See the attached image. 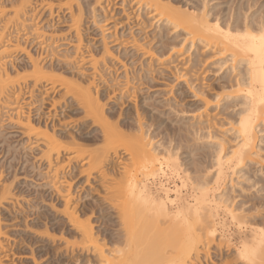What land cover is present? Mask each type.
<instances>
[{"label": "bare ground", "instance_id": "obj_1", "mask_svg": "<svg viewBox=\"0 0 264 264\" xmlns=\"http://www.w3.org/2000/svg\"><path fill=\"white\" fill-rule=\"evenodd\" d=\"M209 1L195 0L193 5L190 0H68V3H65L67 7L65 14H68L70 25L66 26L67 35L64 33L63 37L58 39H52V35L60 30L56 28L57 26L55 27L59 24L58 20L66 21L63 15H61L63 18L56 16L39 29L38 25L31 27L33 24H27L38 20V13H35L37 6L33 5L32 0H18L17 5L7 7L8 10L10 9L9 12L3 3L0 4V105L8 89L11 92L17 90H14V87L20 88L21 83L17 82L20 81L21 76L15 83L14 80L17 79L12 80L11 74L25 69L27 71L30 68L31 74H27L29 80L26 79L31 80L32 86H29L32 91V88L42 89L44 97L49 93L62 90V97L69 96L70 99L71 96V100H74L72 103L82 108L80 112H83L81 113L84 115L83 118L90 119L91 125L97 128L93 131L95 132L93 137L83 140L79 136L65 135L68 132L57 134L54 130H49L45 124L41 127L40 113H38V119L34 121L28 116L21 118L22 114L19 116L17 113L20 114V112L15 111V116H19L15 123L17 127H22L21 130L27 131L24 130L23 133H26L25 137L28 141L30 136H34L35 130L41 129L39 133L43 137L38 136L36 132L35 138L38 136L41 139H35L38 144L32 146H42L40 152L37 148V153L41 154L40 159L46 160L47 171H53V174L59 170L61 172L64 166L62 167L58 164L61 162L57 161L63 157L64 152L66 154L72 149H68L70 147L67 143L68 148L66 144H63L66 147L61 146L63 142L61 145L57 142L60 139L71 142L75 146L73 149L86 145L84 142L91 144L90 147L100 144L99 142L104 144L101 143L103 146L93 149L94 151L91 150L89 156L83 159V164L80 165L82 171L79 170V172L81 171V175L85 174L86 177H83L85 181L89 180L91 174L97 175L96 184L100 185L99 189L103 191L101 195L103 198L102 205L100 201V206L96 205L97 210L94 211L99 214L96 218L99 226L103 225L105 229L94 232L91 205L89 208L92 210L84 207L77 212L78 208L70 209L69 191L65 194L58 193V195L54 193L55 197H60L57 199H61L60 202L64 203V206L62 203L64 209L61 208L63 210L58 211L59 213L63 211L60 213L62 219L59 218L57 222L55 220L56 225H54L59 236L49 234L50 231L53 233L55 230H52L54 226H47L46 218L40 216L39 219L37 218L39 221L44 220L43 236L47 244L52 245L40 246L37 249H44L42 251L44 255L52 253L53 259L49 264H264V0H238L236 8L232 9L230 6L231 8L229 7L225 14L217 11L215 4L209 7ZM114 2L119 4L118 12L114 11L117 5H114ZM51 4H48V8H52ZM49 12L52 16L53 13ZM28 14L30 17L26 20ZM85 14L88 15L85 16ZM117 15L121 17L118 19ZM83 16L86 18L83 19ZM111 19H114L113 23ZM109 23H112L111 27ZM152 25L157 28V32L155 31L152 38L147 36L155 42L151 45L152 42L150 40L145 42V38L154 31L144 34ZM116 26L119 29L117 28L116 32L113 29V33L111 30ZM10 28L14 31L9 32ZM109 30L111 34L108 33ZM94 31H98L99 35L103 32L109 34L108 37L101 34L98 47L96 42L87 40L88 35ZM48 33L51 36L46 35ZM46 36L49 37L47 40ZM21 37L31 41L28 43L30 45L48 48L49 54L43 60H37L36 57L31 56L26 47L21 48L22 44L19 43ZM49 39L53 40L52 47L46 44ZM58 42L75 47L73 46V51L69 50V47L59 56L57 52L54 54L55 44ZM185 42L190 46L181 53L180 48ZM175 49H178L180 54H177ZM190 52L193 56L191 55L189 59L186 55ZM15 54H23L26 59V63L21 61L22 64L18 68L11 63ZM179 57L182 59L181 62L184 61L183 58H187L182 65L184 70L178 69L180 64L175 63L179 62ZM98 58L102 68H98L100 64ZM167 58L169 62L171 61L170 64L166 62ZM172 58L177 61H172ZM212 58L217 59L212 66L218 65L219 68L216 69L218 72L220 68L222 70V67L224 68L227 64L228 66L223 74L219 73L222 76L217 78L219 81L218 85L216 84L217 87L213 85L216 93L211 95L210 99L208 97L210 94H207V90L211 92L210 85L208 88L206 86L205 92L199 87L190 85V82L195 81L197 84L200 81L199 77L203 81V74H206L205 69H207L204 68V64H208ZM108 60L115 61L117 64L109 65L113 62H107ZM164 62L167 66L169 65V68L164 65ZM9 63L12 69L8 70ZM174 64L177 66L174 67ZM157 66L159 68H156ZM186 73L190 76L195 75L194 81L192 76ZM171 76L174 79L171 81L183 82L194 104L189 103L184 106L179 98L174 102L173 100L156 102L162 93L156 95L155 100L154 95L159 92L150 90H153L159 81L161 82L160 78H171ZM95 83L98 89L94 86ZM130 89L131 92H129ZM32 91L21 99L20 90L19 92L17 90L18 94L12 97L13 99L9 96L11 100L6 98L8 96H4L3 99H8V102L5 101L2 106L9 108L11 103L17 106L15 99L21 101L31 98ZM141 94L144 95L143 103L138 108L137 102ZM105 98L107 102L102 104L101 99L106 101ZM208 99L215 104L212 108ZM13 100L15 101L11 102ZM126 101L133 102L134 116L121 109ZM51 104L52 106L56 104L54 98ZM113 104L118 105V112ZM159 107L164 109L159 111ZM183 107L188 110L184 111ZM15 108L19 111L17 107ZM144 108H150V111L144 112ZM187 111H190L191 115L197 113L194 122L178 116ZM172 115L175 116L173 120L170 119V117L173 118ZM161 118H165L169 125L163 126ZM13 121L15 120L11 122L14 123ZM18 146L23 147L22 144ZM81 146L80 148H84ZM66 148L69 151H63ZM76 149L71 151L72 154L69 152L71 155L67 156V160L65 159L68 163L80 159L81 155L77 154L79 150ZM53 160L54 163L56 162L55 167H53ZM42 171L45 170H41L40 173ZM52 173L49 175L52 176ZM45 174L48 175V173ZM64 174L61 180L67 182L68 176ZM70 174L71 172L66 175ZM72 176L71 179L68 177L69 180L74 178ZM47 177L46 180L50 178ZM56 178L52 179L54 184L49 183L54 188L58 184L55 180H60ZM12 184L9 186L1 184L0 206L3 201L8 202L9 197L14 199V196H11ZM44 185L46 186V183ZM55 190L56 188L54 192ZM18 200L16 203L19 202ZM24 203L28 204V202ZM54 207L51 209H56ZM87 211L91 216H86ZM1 221L0 218V223ZM109 227L110 230H108ZM40 232L44 231L40 229L38 233ZM4 234L7 233L2 232L0 224V254L5 247ZM42 240L41 238L40 242ZM29 242L27 240L26 243ZM31 245H26L32 257L31 263L39 264L34 259L35 251L33 247H30Z\"/></svg>", "mask_w": 264, "mask_h": 264}, {"label": "rangeland", "instance_id": "obj_2", "mask_svg": "<svg viewBox=\"0 0 264 264\" xmlns=\"http://www.w3.org/2000/svg\"><path fill=\"white\" fill-rule=\"evenodd\" d=\"M10 1H12V2H10ZM191 1V4H193V5H195V0H190ZM199 1H201V0H199ZM213 0H210L209 2H208V5H209V7H212V6H214V4H215V6H217V8H216V10L217 11H219V12H224V14L226 13V12H228V9H229V7L231 6L232 7V9L233 8H236L235 7V5L237 4V2H238V0H214V2H212ZM222 1V2H221ZM230 1V2H229ZM236 1V2H235ZM8 2V3H7ZM14 2V3H13ZM34 2H36V3H34ZM59 2H60V5L59 6H61V7H59L58 6V4H59ZM3 3V5L4 6H6V8L5 9H7V7L8 8H10L9 7V5L11 6H13L14 4L15 5H17L18 4V0H0V4H2ZM5 3V4H4ZM7 3V4H6ZM11 3V4H10ZM32 3H33V5H35V6H37L36 7V12L35 13H38V20H34L32 23H27V24H29V25H31V24H33V25H31V27L33 26H37V28H43V24L44 23H46V22H48V21H51L52 19H54L56 16H60V17H62L61 15H63V17H64V19L66 20V21H63V22H61V19H59L58 20V22H59V24L58 25H55V27L56 28H59L60 30L58 31V33L57 34H55V35H52V39H58V38H62L63 37V35H64V33L67 35V27H69V26H67V25H70V23H69V19H68V14H65V13H67L66 12V9H67V7H66V4L65 3H68V0H51V2L50 3H52L51 4V6H52V8H48V4H50L49 3V0H32ZM74 3H75V1L73 2V7L75 8V5H74ZM115 3V4H114ZM113 4L114 5H116L117 3L116 2H114ZM232 3V4H231ZM64 5V6H63ZM119 4H117L116 5V7H115V9H114V11L115 12H118L119 11V7L117 8V6H118ZM219 5V6H218ZM225 5V6H224ZM228 7H227V6ZM233 5V6H232ZM11 6V7H12ZM44 6H46V8H47V10H46V8L44 7ZM221 6V7H220ZM230 7V8H231ZM66 8V9H65ZM118 10H117V9ZM227 10H226V9ZM48 9H49V11H51L53 14H52V16H50L49 15V11H48ZM97 10H99L98 8H96ZM220 9V10H219ZM8 10V9H7ZM10 10V9H9ZM9 10L7 11V12H9ZM117 10V11H116ZM222 10V11H221ZM223 10H225V11H223ZM64 11V12H63ZM49 12V13H48ZM40 15V16H39ZM65 15H66V17H65ZM88 14H85V16H87ZM85 16H83V19L84 18H86ZM119 16V17H118ZM29 17H30V14H28V16L26 15V20H29ZM62 17V18H63ZM88 17H90V16H88ZM121 16L120 15H117V18L119 19ZM42 18H43V20H42ZM117 18H116V20H117ZM41 20H42V22H41ZM57 19H55V21H56ZM114 19H111V22L113 21ZM44 21V22H43ZM36 22V23H35ZM40 22V23H39ZM108 22H110V20L108 21ZM53 23H54V21H53ZM113 23V22H112ZM112 23L110 24V26L109 27H111V25H112ZM36 24V25H35ZM82 24V23H81ZM108 24V25H109ZM45 25V24H44ZM158 25V24H157ZM67 26V27H66ZM82 26V25H81ZM156 26V25H155ZM82 28H84V26H82ZM82 28H81V30H82ZM119 29V27L118 26H116V28H112V32H113V29H114V32H116L118 29ZM149 29H147L146 31H145V34L144 35H146V34H148V33H151L152 31H154V32H152V34H148V35H146V37L147 36H149L150 38H152V36H154L155 35V33L157 32V28L156 27H154L153 25L152 26H150V27H148ZM151 28V29H150ZM156 30H155V29ZM12 29V30H11ZM42 30V29H41ZM64 30H65V32H64ZM150 30V31H149ZM13 32L14 30H13V28H10V31L9 32ZM111 31L109 30L108 31V33H110L111 34ZM148 31V32H147ZM156 31V32H155ZM61 32V33H60ZM107 32V31H106ZM113 32V33H114ZM147 32V33H146ZM94 33V34H93ZM93 33H91V34H89L88 36V38H87V40H90V41H94L93 43H95L96 42V47H98V46H100V44H99V41L98 40H100L101 39V34H104V35H109V34H107V33H101L100 35H99V33H98V31H94ZM154 33V34H153ZM93 34V35H92ZM97 34V35H96ZM46 35H50L51 36V34H46ZM98 36V37H97ZM105 36V37H106ZM47 38H46V40L49 38L48 36H46ZM92 37V38H91ZM99 37H100V39H99ZM108 37V36H107ZM149 37H147V38H145V42H149V40H150V38ZM51 38V37H50ZM86 38V37H85ZM48 40V43H46L48 46L50 45L51 46V43L53 42V40ZM148 39V40H147ZM108 40H110V39H108ZM51 41V42H50ZM31 41H29V40H24V38L23 37H21L20 38V40H19V43L20 44H22V46H21V48L24 46V47H26L27 49L26 50H28V51H30V54H31V56H33L34 58L36 57L37 58V60H43L48 54H49V49L48 48H46V49H44V47L43 46H40V47H35L33 44L32 45H30V44H28V43H30ZM72 42V41H71ZM73 42L75 43V40H73ZM150 42H152L151 43V45L152 44H154L155 42L154 41H151L150 40ZM50 43V44H49ZM62 43H64V42H62ZM62 43L61 42H58V43H56L55 45V52H54V54H56V52L58 53V55L59 56H61L62 54H63V51L64 50H67V49H69V47H70V49L69 50H72L73 51V46L75 45L76 46V43L74 44V43H71V44H74V45H67V44H65V45H67V46H65L64 44V46L62 45ZM84 43V42H83ZM82 43V45H84ZM97 43H98V45H97ZM63 47H62V46ZM184 46H182V48H180V51H181V49H182V51H181V53L182 52H184V50L187 48V47H189L190 46V44L189 43H187V42H185L184 44H183ZM49 46V47H50ZM59 46V47H58ZM74 46V47H75ZM110 46V45H109ZM52 47V46H51ZM64 47H66V49L64 48ZM195 47V46H194ZM194 47H192V49L194 48ZM37 48V49H36ZM62 48H64V49H62ZM178 49H179V47H178ZM176 50V52H178L177 54H180L179 53V50ZM113 50H115V48L113 49ZM72 51H69V52H72ZM192 52V51H191ZM189 53V54H187L186 56H187V58H191L192 56H193V53ZM62 53V54H61ZM176 54V53H175ZM16 55V54H15ZM192 55V56H191ZM185 56V57H186ZM186 58V59H187ZM18 59V60H17ZM173 59V60H172ZM172 59H170V60H172V61H177V59H174V58H172ZM185 58H183V60L184 61H182L181 62V60L182 59H180V57L178 58V60H179V62L177 61V62H175L177 65L178 64H180L179 65V67H177L178 69H181V70H184V66H182L183 64H185V60H186ZM213 59V60H212ZM212 59H210L211 60V64H210V60H209V62H208V64L206 63V61H205V63L207 64V66H206V64H204V68H207L208 69V66H209V64L211 65V67L212 68H214V69H212L210 66H209V70H207V69H205L206 71H205V73L206 74H203V81L201 80V77H199V80L200 81H198L197 82V84L195 83V81H194V76L195 75H191L192 76V78H193V83H191L190 82V85L192 84V86H196L197 88L199 87V89H203L202 91H205L206 92V90H207V88H208V86L210 85L211 87V92L210 91H208L207 90V94H210V96H208L209 98L211 97V95L213 96L214 95V93H216V88L213 90V88L215 87V85L219 82V81H217V78L218 77H221L222 75H220V74H223V72L225 71V68L228 66V64L226 65V66H224V68L222 67V70H221V68H220V71L218 72L216 69H218L219 68V66L218 65H215V67L214 66H212L213 64L212 63H214L217 59H215V58H212ZM215 59V60H214ZM97 60H99V58L97 59ZM167 60L168 61H166V59H165V61L167 62V63H169L170 64V62H169V59L167 58ZM23 63H26V59H25V57H24V55L23 54H17L16 56H14L13 58H12V61H11V63L12 64H14V65H16V67L18 68V67H20V64H22V62ZM100 61V60H99ZM110 61H112V60H110ZM109 60L107 61V62H110ZM126 62V59L125 60H123V62ZM106 62V63H107ZM113 63H109V65L110 64H114L115 63V61H112ZM124 62V63H125ZM11 63H9L7 66V68H8V70L9 69H12V66H10V64ZM100 64H98L97 66H98V68H102V63H101V61L99 62ZM165 63V62H164ZM108 64V63H107ZM115 64H117V63H115ZM127 64H129V62L127 63ZM176 64H174V67H176L177 65ZM17 65H19V66H17ZM164 65H166L167 66V64L165 63ZM176 65V66H175ZM165 66V67H166ZM169 66V65H168ZM167 66V67H168ZM117 67H118V65H117ZM134 67H136V65L134 66ZM171 67H172V63H171ZM128 68V67H127ZM130 68V67H129ZM156 68H159L158 66L156 67ZM160 68H162V67H160ZM169 68V67H168ZM173 68V67H172ZM210 68H211V70H210ZM30 69V68H29ZM27 70L26 71V69L25 70H20V71H18V72H13L12 74H11V78H12V80L13 79H17V80H14V82L16 81H18V78H19V80L20 81H18L17 83H21L20 84V88L18 89V87H14L15 89L14 90H18V92H19V90H20V93H21V97H20V99L21 98H24V97H26L27 95H29V94H27L28 92H30V91H32L31 90V88H30V86H32V82H31V80L30 81H27V79L29 78L28 76H27V74L28 75H30L31 74V69L30 70ZM185 69H187V68H185ZM215 70V71H214ZM30 71V72H29ZM185 71H188V70H185ZM185 71H183V72H185ZM214 71V72H213ZM216 71H217V73H216ZM29 72V73H28ZM18 74L17 76L15 75V74ZM166 73V72H165ZM208 73V74H207ZM215 73V74H214ZM220 73V74H219ZM14 74V75H13ZM21 74V75H20ZM104 73H102V75H103ZM188 76H190L189 75V73H186ZM193 74V73H192ZM195 74V73H194ZM216 74H217V76H216ZM219 74V75H218ZM101 75V76H102ZM205 75V76H204ZM27 76V77H26ZM168 76H169V74H168ZM190 76V77H191ZM14 77V78H13ZM17 77V78H16ZM189 77V78H190ZM24 78V79H23ZM27 78V79H26ZM102 78H104V79H106L107 77H102ZM22 79V80H21ZM26 79V80H25ZM168 81H167V80ZM171 79H173L172 78V76H171V78L170 77H168V78H160V80H161V82L159 81L157 84V86L155 85V87H154V89L153 88H151V89H153V90H150L151 92H159V93H157V94H155L154 95V98L156 97V95L158 96V95H160L161 93L163 94H161L160 96H158V97H160V98H157V100H156V98H155V100H156V102H158V100H160V101H163V100H173L172 102H174V101H177V100H179L180 99V102H183V103H181V104H183L184 106L186 105V104H189V103H191L190 105H192V104H194L195 102H194V100H192L193 98H191L192 96H190L191 94L189 93V91L186 89V86L183 84V82H180V81H171ZM186 79H188V78H186ZM191 79V78H190ZM206 79V80H205ZM29 80V79H28ZM189 80V79H188ZM187 80V81H188ZM192 80V79H191ZM219 80V79H218ZM165 81H166V84H164L165 83ZM217 81V82H216ZM15 82V83H16ZM24 82V83H23ZM168 82V83H167ZM215 82V83H214ZM180 83V84H179ZM183 85H182V84ZM188 83H189V81H188ZM97 83H95L94 84V86L98 89L99 87L96 85ZM161 84V85H160ZM163 84V85H162ZM168 84V85H167ZM170 84V85H169ZM196 84V85H195ZM199 84V85H198ZM201 84H202V86H205L204 88L201 86ZM30 85V86H29ZM120 85H121V83H120ZM189 85V84H188ZM198 85V86H197ZM213 85H214V87H213ZM218 85V84H217ZM217 85H216V87H217ZM167 86V87H166ZM177 86V88H175ZM206 86H207V88H206ZM130 87H132V86H130ZM181 87V88H180ZM171 88V89H170ZM33 89V91L31 92V95H32V97L31 98H28V99H26V100H23V102H22V100L21 101H19L18 99H15V100H17L16 102H17V106H14L13 104L14 103H11V102H14L15 100H13V101H11L10 103H11V108L9 107H3L2 105H4V102L6 101V102H8V99H10V97H11V99H13L14 97H16L17 96V94H18V92H17V90L16 91H13L12 89V91L10 92L9 90L10 89H8L7 91H6V95H4L5 97L6 96H8V97H6V98H8V99H3V98H5L4 96L2 97V100L1 101H3V102H1L2 103V105H0L1 106V109H0V136L2 137V139H1V137H0V164H1V166H0V187L2 186L1 184H4V185H6V186H9L10 184H12V182H13V184H12V187H11V196H14V199H12L13 197H9V199H7V201L8 202H5V201H3V203L1 204V206H0V213H1V215H0V218H1V229H2V232H5V233H7L5 236H3L4 238H5V240H4V244H5V247H4V249H3V251L1 252V254H0V259H1V263L0 264H23V263H26V264H33V263H31L32 261H31V259H32V257H31V255H29L30 254V252H29V249L27 248V246L26 245H31L30 247H33L32 249H34V251H35V255H34V259L36 260V262L37 263H39V264H45L46 262H47V260H49L50 258V260H49V262L48 263H46V264H49L50 263V261L53 259L52 257H51V255H52V253L51 252H49V255L48 254H45L44 255V253L42 252L44 249H42V250H39V249H37V248H39L40 246L42 247V246H48V247H50V246H52V245H49V244H47L48 242H46V240H45V237L43 236V233H45V228L43 227V222H44V220H42V221H39L38 219H39V216L41 217V218H46V222H48L47 224V226H54V225H56V222L58 221V220H60V219H62V215L60 214L61 212H63V211H61L60 213L58 212V211H60V210H63L64 209V203L63 202H60L61 201V199H57V197H55L56 195H58V193H60V194H65V192H67V191H69L70 192V194H71V202H70V204H71V206H70V209L72 210V207L73 208H75V209H77L78 211L77 212H80L81 211V209L80 208H84V207H86V208H89V206H90V208L92 207V209H90V210H92V212H93V227L95 228V230H94V232L96 231V230H102V229H105V227L102 225L101 227L99 226V222H97V220H96V218H98V212L97 211H94V210H97V209H95V208H97L98 206H100V201H101V205H102V194H103V191H102V189H99V187H100V185L98 186V183L96 184V182H98L97 180H96V174L94 173V174H91L92 176H93V178H95V179H93V178H91L92 176H89V180H86V181H88L89 183L87 184V182L85 181V178H83V177H86L85 176V174H83V175H81V163L83 164V159H86L88 156H89V153H91L92 151L91 150H95L96 148L98 149L99 147H101V146H103L104 144L102 143V142H99L100 144H96V146L95 145H93V147H90L91 146V144H89V143H87V142H84V143H86V145L84 144V143H81V144H84L86 147H84V145H82L84 148H80V146L79 147H76L75 149L78 151L79 149L78 148H80V150L77 152V154H79V155H81V156H79L80 157V159H79V157H78V161H71L70 163H68L66 160V158H67V156L68 155H71L72 154V152L71 151H75V149H73L75 146H73L72 144H71V142L70 143H68V141H66L65 139V141H63V140H58L57 142H59V144L61 145V143H62V145L61 146H65V145H63V144H69V147L70 148H68V145L66 144V146H67V148L68 149H71L70 151L66 148L65 150H63V151H66V150H68L69 152H71V154L68 152V153H66L65 154V152L62 154V156L63 157H60V159H62V160H55V161H57V162H61V163H58V164H61L62 165V167H63V170L61 169V172H62V174H61V172H60V170H59V172H57L56 174H61V175H56V174H53L49 169V172L47 171V168H46V160H44L43 158H41L40 159V157H41V154L39 155V152L41 151V149H42V146L41 145H39V146H35V147H33L35 144H38V143H36V140H39V139H41L40 137H43V136H41V133H39L40 131H41V129L40 130H35V134H36V132H37V134H38V136H40V137H38L37 135V138H35V134H34V136H30L29 138H30V142L26 139L27 137H25L26 136V133L24 134L23 132H24V130L22 131L21 130V128L22 127H17L18 125L15 123V122H17L16 120H17V117H19V116H21V114H22V116H21V118L24 116V118H26L27 116H28V118L30 117V118H32V120H34L35 121V119H38V113H40V117H39V122H40V124H41V127H43L44 125L43 124H45L48 128H49V130H54V132H56L57 134L58 133H62V134H65L66 132H68V133H66L65 135H69L70 136V134L72 135V136H76V137H80L81 139H89V138H91V137H93L94 136V134H95V132H93V131H95L97 128H96V126L95 125H91V121H90V119L88 120V119H84L83 117H84V115L82 114L81 115V113H83L82 111L80 112V110H82V108L80 107H78L77 106V104L76 103H72V102H74V100H71L72 98H71V96H70V99H69V96H67V97H62L63 96V91L62 90H60V91H57V92H55V93H49L48 95H44V97H43V92H42V89H36V88H32ZM121 90H122V88H120ZM132 89V88H131ZM131 89L129 90V92H131ZM186 89V90H185ZM36 90V91H35ZM133 90V89H132ZM157 90V91H156ZM166 90V91H165ZM169 90L171 91L170 93H169ZM210 90V89H209ZM213 90V91H212ZM178 93H177V92ZM13 92V93H12ZM41 92V93H40ZM161 92V93H160ZM168 92V96L166 95V93ZM179 92H181L180 94H179ZM7 93H8V95H7ZM40 93V94H39ZM177 93V94H176ZM187 93V94H186ZM213 93V94H212ZM130 94V93H129ZM143 94V93H142ZM140 95L138 98L139 99H141V100H139L138 99V108L140 107V106H142V101H143V97H144V95ZM172 94V95H171ZM179 94V95H178ZM38 95H39V97H38ZM61 95V97L63 98H61V97H59ZM10 96V97H9ZM23 96V97H22ZM143 96V97H142ZM172 96V97H171ZM185 96V97H184ZM13 97V98H12ZM110 97H111V95H110ZM181 97V98H180ZM53 98H54V103H56L54 106H52V104H51V100H53ZM162 98V99H161ZM170 98V99H169ZM174 98V99H173ZM177 98V99H176ZM179 98V99H178ZM183 98V99H182ZM189 100H188V99ZM10 99V100H11ZM41 99V100H40ZM62 99V100H61ZM106 99V98H105ZM181 99H182V101H181ZM186 99V100H185ZM211 99V98H210ZM9 100V101H10ZM188 100V101H187ZM209 100V99H208ZM37 101H40V102H37ZM67 101V102H66ZM210 101V108H212V105L214 104V102H212L211 100H209ZM67 104H66V103ZM101 102H102V104H104V103H106L107 102V99H106V101L103 99H101ZM104 102V103H103ZM57 103H59V104H57ZM64 103H65V105H66V107H65V105H64ZM132 103V104H131ZM131 103H130V101H126L122 106H121V109H123V110H125V112L127 113V112H130V113H132V115L134 116V104H133V102L131 101ZM75 104V105H74ZM129 104V105H128ZM13 105V106H12ZM70 105V106H69ZM111 105V104H110ZM109 105V106H110ZM114 105V104H113ZM112 105V106H113ZM215 105V104H214ZM68 106V107H67ZM72 106H74V107H72ZM133 106V107H132ZM15 107H17V109H19V111H17L16 110V108ZM61 107V108H60ZM65 109H64V108ZM70 107V108H69ZM78 107V108H77ZM118 107V105H114V109L118 112V109L119 108H117ZM15 108V109H14ZM160 108V107H159ZM180 108V107H179ZM179 108H178V110H179ZM184 108V107H183ZM8 109H10V110H8ZM39 109V111H37ZM147 109V110H146ZM158 109V108H157ZM161 109L163 110L164 108H160V109H158L159 111H161ZM144 112H149L150 111V108L148 109V108H144ZM181 110H182V108H181ZM184 111H186V110H188V109H183ZM3 111V112H2ZM6 111V112H5ZM15 111L16 112H20V114L19 113H17L18 115L17 116H15L16 115V113H15ZM78 111V112H77ZM140 111H141V109H140ZM5 112V113H4ZM10 112V113H9ZM24 113V114H23ZM187 113H189V114H187ZM193 113V112H192ZM12 114V115H11ZM26 114V115H25ZM37 115V116H36ZM197 116V113H193L192 115H191V112L189 111H187V112H185V113H183V114H178V116H181V117H183V118H186V119H190L189 121L190 122H194V119H195V117ZM12 116V117H11ZM173 116V115H172ZM193 117L192 118V120H191V117ZM175 116H173V118L172 117H170V119L171 120H173V119H175L174 118ZM16 118V119H15ZM12 120H15V121H13L14 123H12L11 121ZM36 121H38V120H36ZM91 122V123H90ZM161 122H162V125L163 126H166L167 124L169 125V123H168V121H166V119L165 118H161ZM165 123V124H164ZM87 124V125H86ZM95 128H94V127ZM171 126V125H170ZM5 127V128H4ZM15 127V128H14ZM18 129H17V128ZM93 127V128H92ZM169 127V126H168ZM54 128V129H53ZM20 130V131H19ZM68 130V131H67ZM26 131V130H25ZM27 132V131H26ZM3 133V134H2ZM85 133V134H84ZM8 134V135H7ZM22 134H23V136H22ZM90 135V136H89ZM89 136V137H88ZM8 137V138H7ZM5 138V139H4ZM36 139V140H35ZM7 140H8V142H7ZM12 140V141H11ZM16 140V141H15ZM34 140V142H32ZM11 141V142H10ZM27 141V142H26ZM70 141V140H69ZM6 142V143H5ZM15 142V144H17V145H15V144H13ZM65 142V143H64ZM29 145H28V144ZM103 145H102V144ZM18 144H22L23 145V147H19L18 146ZM59 144L57 143V145H58V147H59ZM88 144H89V146H88ZM14 146L13 148H11L12 146ZM24 145H26V146H24ZM31 145V146H30ZM33 145V146H32ZM99 145V146H98ZM9 146V147H8ZM17 146V147H16ZM28 146V147H27ZM30 146V147H29ZM65 146V147H66ZM72 146V147H71ZM81 146V147H82ZM98 146V147H97ZM16 147V148H15ZM33 147V148H32ZM39 147H40V149H39ZM64 147V148H65ZM89 147V148H88ZM9 148V149H8ZM15 148V150H13ZM24 148V149H23ZM27 150H26V149ZM31 150H30V149ZM37 148H38V153H37ZM62 148V147H61ZM92 148V149H91ZM84 149H86L84 152H83V150ZM14 152H13V151ZM28 150H30V151H28ZM81 150H82V152H81ZM93 150V151H94ZM17 151V152H16ZM25 151V152H24ZM28 153H27V152ZM88 151V152H87ZM12 152V153H11ZM36 152V153H35ZM87 152V153H86ZM10 153V154H9ZM18 153V154H17ZM26 153V154H25ZM73 153H75V152H73ZM81 153V154H80ZM85 153V154H84ZM28 154H30V155H28ZM83 154V155H82ZM26 155V156H25ZM36 155H38V156H36ZM74 155V154H73ZM24 156V157H23ZM29 156V157H28ZM14 159H13V158ZM19 159H18V158ZM34 157V158H33ZM37 159H36V158ZM69 157V156H68ZM32 158H33V161H31L32 160ZM9 159V160H8ZM23 159H25V160H23ZM66 159V160H65ZM5 160V161H4ZM19 160H20V162H19ZM35 160V161H34ZM40 160V161H39ZM2 161H3V163H2ZM44 161V162H43ZM6 162V163H5ZM29 162V163H28ZM31 162H33L32 164H31ZM38 162V163H37ZM68 164H67V163ZM8 163V164H7ZM28 163V164H27ZM40 163V164H39ZM52 163H54V160H53V162ZM64 163H66V164H64ZM75 163V164H74ZM27 164V165H26ZM53 165V164H52ZM55 165H56V162L54 163V165H53V167H55ZM10 168H9V167ZM58 166H60V165H58ZM77 167L76 169L75 168H73V167ZM23 167H24V169H23ZM36 167H37V169L39 168V170H37L36 169ZM68 167V168H67ZM72 168V170H71V168ZM80 167V168H79ZM42 168V169H41ZM68 169V170H67ZM3 170V171H2ZM6 170V171H5ZM41 170H45V171H42V173H40L41 172ZM77 170V171H76ZM79 170H81L80 172H79ZM69 171V172H68ZM14 172V173H13ZM39 172V173H38ZM44 172V173H43ZM71 172V174L70 175H66V174H69ZM264 172V171H263ZM6 173V174H5ZM9 173V174H8ZM17 173V174H16ZM30 173V174H29ZM45 173H48V175L47 174H45ZM49 173H52V176L51 175H49ZM65 173V174H64ZM4 174V175H3ZM13 174H14V176H13ZM26 174V175H25ZM28 174H29V176H28ZM33 174V175H32ZM36 176H35V175ZM38 174V175H37ZM42 174H43V176H42ZM63 174H64V176H68V177H70V179H71V175H73L72 177H74L72 180H69V178L67 177V182H64L63 180H61L62 179V177L61 176H63ZM17 176V178H14V177H16ZM55 175V176H54ZM10 176V177H9ZM13 176V177H12ZM47 176H49L50 178L48 179V180H50V181H48V180H46L47 178L46 177ZM54 176V177H53ZM56 176H57V178L59 179L60 178V180H55L56 182L58 181V184L56 185V190H55V192H54V187H52L53 185H50L51 183L50 182H52V179L54 178H56ZM60 176V177H59ZM40 177V178H39ZM42 177H44V178H42ZM65 177V178H66ZM11 178L14 180V179H16L15 181H13V180H11ZM25 178H27V179H25ZM32 180H31V179ZM56 178V179H57ZM6 179H8V180H6ZM9 179H10V181H9ZM34 179H35V181H34ZM41 179V180H40ZM64 179V178H63ZM92 179V180H91ZM263 179V178H262ZM4 180V181H3ZM38 180H40V181H38ZM43 180V181H42ZM8 181V182H7ZM29 181V182H28ZM34 181V182H33ZM70 181V182H69ZM94 181V182H93ZM4 182H6V183H4ZM24 182V183H23ZM27 182V183H26ZM37 184H36V183ZM46 183V186L44 185L45 183ZM55 182V183H56ZM84 182H86L85 184H84ZM8 183V184H7ZM50 183V184H49ZM78 183V184H77ZM83 183V184H82ZM93 183V184H92ZM23 184H25V185H23ZM52 184H54V181L52 182ZM17 187H16V186ZM30 185V186H29ZM49 185H50V187H49ZM14 186V187H13ZM26 186H27V188H26ZM55 186V185H54ZM35 187V188H34ZM39 187V188H38ZM42 187V188H41ZM12 188H13V190H12ZM19 188V189H18ZM38 188V189H37ZM51 188V189H50ZM54 188V189H53ZM14 189H15V191H14ZM30 189V190H29ZM31 189H33V190H31ZM44 189V190H43ZM50 189V190H49ZM29 190V191H28ZM41 190V191H40ZM46 190V191H45ZM51 190H53V191H51ZM90 190V191H89ZM12 192H14V193H12ZM19 192V193H18ZM41 192V193H40ZM46 192V193H45ZM49 192V193H48ZM51 192H53L52 194H51ZM22 193H23V195H22ZM40 194V195H38V194ZM56 195H55V194ZM16 194V195H15ZM21 194V195H20ZM25 194V195H24ZM89 194V195H88ZM98 195H100V196H98ZM25 197V198H23V197ZM28 196V197H27ZM30 196V197H29ZM31 196H33L34 197V200H33V197H31ZM38 196H40V198L38 197ZM51 196V197H50ZM85 196V197H84ZM20 199V200H18V198ZM22 197V198H21ZM49 197V198H48ZM98 197V198H97ZM19 201L18 203H16L17 202V200ZM26 198H28L27 200H25ZM58 198H60V197H58ZM44 199V200H43ZM50 199V201H47V200H49ZM85 199V200H84ZM87 199V200H86ZM24 200V201H23ZM33 200V201H32ZM38 200V201H37ZM80 200V201H79ZM90 200V201H89ZM10 201H12V202H10ZM29 201H31V205L29 204ZM40 201V202H39ZM87 201V202H86ZM93 201V202H92ZM24 202H28V204L26 205V203H24ZM44 202H46V204L44 205ZM53 202V203H52ZM88 202H90V203H88ZM94 202H95V204H94ZM36 203V204H35ZM40 203V204H39ZM48 203V204H47ZM62 203H63V206H62ZM4 204V205H3ZM53 204V205H52ZM99 204V205H98ZM26 205V206H25ZM44 205V206H43ZM54 207V208H56V209H54L55 211H57V212H53L54 210H52L51 208H53L52 206ZM81 205V206H80ZM94 205V206H93ZM96 205H97V207H96ZM32 206V208H27V207H31ZM35 206V207H34ZM38 208H37V207ZM47 206V207H46ZM104 207V206H103ZM34 208V209H33ZM49 208V209H48ZM61 208H63V209H61ZM59 209V210H58ZM34 210H35V212H34ZM41 210V211H40ZM49 211V212H48ZM40 212H42V213H40ZM44 212V213H43ZM86 212V211H85ZM90 213V212H89ZM97 213V214H96ZM108 213V212H107ZM39 214V215H38ZM40 214H42V215H40ZM7 215V216H6ZM38 215V216H37ZM51 215V216H50ZM56 217H55V216ZM88 215V211H87V214H86V216ZM97 215V216H96ZM11 218H10V217ZM89 216H91V214H89L88 215V217ZM13 217V218H12ZM47 217H48V219H47ZM3 218V219H2ZM25 219V221L23 220V219ZM36 218V219H35ZM38 218V219H37ZM51 218V219H50ZM60 218V219H59ZM83 218H85V217H83ZM114 218V217H113ZM11 221H10V220ZM20 219V220H19ZM21 219H22V221H21ZM8 220V221H7ZM38 220V221H37ZM55 220H56V222H55ZM96 220V221H95ZM7 221V222H6ZM31 221V222H30ZM32 221H33V223H32ZM20 222H21V224H20ZM27 224H26V223ZM22 223H25L26 224V226H25V224H22ZM17 224V225H16ZM41 224V225H40ZM96 224V225H95ZM32 225V226H31ZM6 226H7V228H6ZM31 226V227H30ZM39 226H41V227H39ZM4 227V228H3ZM39 227V228H38ZM55 227V228H54ZM54 227H52V230H55V232H53V233H51V231H50V233L49 234H54V236L55 235H57V237L59 236V233L58 232H56L57 231V229H56V226H54ZM100 227V228H99ZM31 228V229H30ZM34 228V229H33ZM37 228H38V230H37ZM5 231H4V230ZM26 229V230H25ZM37 231H36V230ZM41 229V231H44V232H40V233H42V234H40V233H38L39 232V230ZM69 229V228H68ZM67 229V230H68ZM111 228L109 227L108 228V230H110ZM32 230V231H31ZM99 230V231H100ZM35 231V232H34ZM18 234V235H17ZM40 234V235H39ZM21 236H22V238H21ZM43 236V237H42ZM41 238L43 239L42 240V242H40L41 241ZM19 239H21L20 241H19ZM23 240V241H22ZM27 240H28V242L29 243H26L27 242ZM70 242H72V240L70 241ZM21 243V244H20ZM24 245H23V244ZM26 244V245H25ZM36 245V246H35ZM18 246V247H17ZM20 246V247H19ZM62 246V245H61ZM63 247V246H62ZM19 248V249H18ZM23 248V249H22ZM17 249V250H16ZM20 249H21V251H20ZM41 249V248H40ZM24 250V251H23ZM17 251V252H16ZM37 251V252H36ZM40 252H41V254H40ZM22 253V254H21ZM26 253L28 254V255H26ZM40 254V255H39ZM38 255H39V257H38ZM42 255V256H41ZM48 255V256H47ZM50 257V258H49ZM4 258H6V261H4ZM42 258H44V259H42ZM47 259V260H46ZM25 261V262H24ZM40 261H42V262H40Z\"/></svg>", "mask_w": 264, "mask_h": 264}]
</instances>
